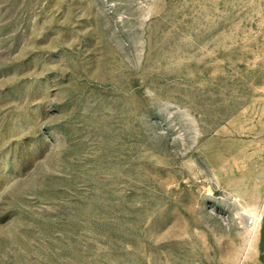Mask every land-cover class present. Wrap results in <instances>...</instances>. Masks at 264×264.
Returning <instances> with one entry per match:
<instances>
[{
  "label": "rangeland",
  "instance_id": "374dc122",
  "mask_svg": "<svg viewBox=\"0 0 264 264\" xmlns=\"http://www.w3.org/2000/svg\"><path fill=\"white\" fill-rule=\"evenodd\" d=\"M0 264H264V0H0Z\"/></svg>",
  "mask_w": 264,
  "mask_h": 264
}]
</instances>
